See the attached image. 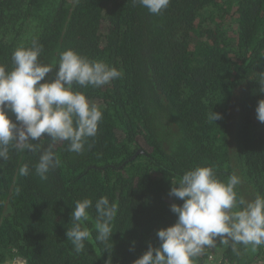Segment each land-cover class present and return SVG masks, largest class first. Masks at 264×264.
I'll return each instance as SVG.
<instances>
[{
	"label": "trees",
	"instance_id": "obj_1",
	"mask_svg": "<svg viewBox=\"0 0 264 264\" xmlns=\"http://www.w3.org/2000/svg\"><path fill=\"white\" fill-rule=\"evenodd\" d=\"M34 40L39 61L56 66L45 80L67 49L122 76L99 88L73 85L103 118L83 153L55 145L61 163L46 180L35 174L38 152L10 149L0 161V264H133L175 222L170 205L182 201L169 195L171 181L196 166L225 183L236 174L238 199L264 196V123L255 113L264 99V0H170L159 15L133 0H0V65L11 70L14 50ZM212 111L221 119L209 121ZM38 143L43 150L49 141ZM102 196L118 205L106 244L95 239ZM84 198L93 201L83 224L90 237L77 254L66 230ZM235 248L217 240L195 264L264 257V245Z\"/></svg>",
	"mask_w": 264,
	"mask_h": 264
},
{
	"label": "clouds",
	"instance_id": "obj_2",
	"mask_svg": "<svg viewBox=\"0 0 264 264\" xmlns=\"http://www.w3.org/2000/svg\"><path fill=\"white\" fill-rule=\"evenodd\" d=\"M149 13L159 15L170 0H133ZM42 46L33 41L30 47H19L12 53L11 70L0 65V161L9 159L10 149L39 153L34 165L35 174L46 180L48 173L60 166L54 148L67 142V150L81 154L89 138L96 137L103 118L102 110L90 103L86 95L73 85L99 88L119 79L122 72L102 60L81 56L72 49L60 53L54 78L45 77L56 67L39 61ZM258 91L264 93V73L258 79ZM14 115L15 119L9 115ZM256 118L264 123V99L255 108ZM221 114L212 111L208 120L216 122ZM47 138V148L38 143ZM36 142V143H34ZM27 164L19 168L27 176ZM241 183L230 175L227 183L216 178L209 166H196L184 172L178 182L171 181L169 195L182 203H172L170 210L175 222L157 230L158 246L149 243L147 249L133 264H195L206 247H215L231 241L235 245H264V196L246 201L237 198L235 188ZM89 198L78 200L70 213L72 226L66 230L78 254L85 249L90 231L84 227L89 219ZM97 223L95 239L107 243L112 237V222L118 205L106 196L95 202ZM134 244V242H133Z\"/></svg>",
	"mask_w": 264,
	"mask_h": 264
},
{
	"label": "rangeland",
	"instance_id": "obj_3",
	"mask_svg": "<svg viewBox=\"0 0 264 264\" xmlns=\"http://www.w3.org/2000/svg\"><path fill=\"white\" fill-rule=\"evenodd\" d=\"M10 264H25L21 258H15Z\"/></svg>",
	"mask_w": 264,
	"mask_h": 264
},
{
	"label": "built area",
	"instance_id": "obj_4",
	"mask_svg": "<svg viewBox=\"0 0 264 264\" xmlns=\"http://www.w3.org/2000/svg\"><path fill=\"white\" fill-rule=\"evenodd\" d=\"M16 258H20V257H16ZM15 259V258H14ZM13 259V260H14ZM23 261H24V263L26 264V262H25V260L23 259V258H21ZM12 260V261H13ZM252 264H264V257L263 258H261V259H259V260H257L256 262H254V263H252Z\"/></svg>",
	"mask_w": 264,
	"mask_h": 264
}]
</instances>
